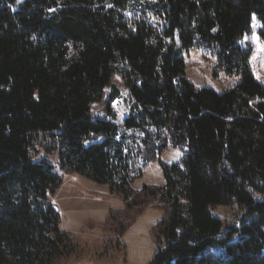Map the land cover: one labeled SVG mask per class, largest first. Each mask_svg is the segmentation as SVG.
<instances>
[{
	"label": "trees",
	"instance_id": "trees-1",
	"mask_svg": "<svg viewBox=\"0 0 264 264\" xmlns=\"http://www.w3.org/2000/svg\"><path fill=\"white\" fill-rule=\"evenodd\" d=\"M252 15L264 41V0H0V264L71 251L49 196L75 173L121 199L103 224L162 210L147 264H264V85L241 43ZM195 49L235 84L188 80ZM169 145L183 152L173 163L160 160ZM154 160L163 184L133 190ZM216 205L243 208L223 233Z\"/></svg>",
	"mask_w": 264,
	"mask_h": 264
},
{
	"label": "rangeland",
	"instance_id": "rangeland-1",
	"mask_svg": "<svg viewBox=\"0 0 264 264\" xmlns=\"http://www.w3.org/2000/svg\"><path fill=\"white\" fill-rule=\"evenodd\" d=\"M259 26L257 16L252 15L253 32L245 36L241 43L251 44V72L264 85V41L258 38ZM184 61L185 76L197 87H208L222 92L236 82L235 78L223 74L217 77L212 75L215 57L207 49L184 53ZM113 82L121 87L119 77L115 76ZM114 102L113 111L120 124L127 113V107L121 99ZM182 154L180 148L169 145L161 152L160 160L173 163ZM163 182L161 166L154 160L142 165L141 174L132 182V189L137 191L143 184L161 185ZM49 198L59 211V226L68 235L72 248L56 264H147L151 259L155 250L152 228L162 215L157 204L146 206L128 228L118 230L109 224H103L108 209L122 205L121 199L109 192L107 184L93 182L76 173L64 175L62 184ZM254 199L262 200L264 194L254 193ZM242 209L237 205H216L209 207V212L221 221L223 233L229 226L237 223ZM208 250L220 251L212 247Z\"/></svg>",
	"mask_w": 264,
	"mask_h": 264
},
{
	"label": "snow or ice",
	"instance_id": "snow-or-ice-1",
	"mask_svg": "<svg viewBox=\"0 0 264 264\" xmlns=\"http://www.w3.org/2000/svg\"><path fill=\"white\" fill-rule=\"evenodd\" d=\"M20 2V0H17V3H19Z\"/></svg>",
	"mask_w": 264,
	"mask_h": 264
}]
</instances>
